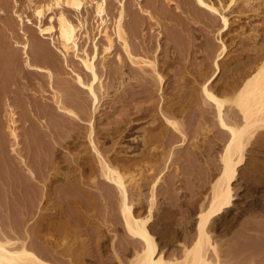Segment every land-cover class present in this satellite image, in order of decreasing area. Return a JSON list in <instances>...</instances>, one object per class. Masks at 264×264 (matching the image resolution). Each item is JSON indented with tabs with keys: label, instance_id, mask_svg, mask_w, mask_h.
Instances as JSON below:
<instances>
[{
	"label": "bare ground",
	"instance_id": "bare-ground-1",
	"mask_svg": "<svg viewBox=\"0 0 264 264\" xmlns=\"http://www.w3.org/2000/svg\"><path fill=\"white\" fill-rule=\"evenodd\" d=\"M250 1L252 0H194L196 7L200 11L210 17H216L220 22V28L217 31L216 37L218 52L213 62L216 70L202 82L199 91L204 98V102L213 108L215 123L217 128L224 132L226 141L218 156L220 170L218 176H214L215 179L210 184V188L208 189L209 195L205 201L207 202L206 205L203 207L199 206L203 205L202 203L198 204L197 206L199 207L197 210L195 212L191 211L194 213V217L190 219L188 212H184V216L182 217L188 220L183 219L186 222H182L183 225L179 229H175L168 235V242L170 244L176 243L174 245L177 247L176 250H169L170 252L168 250L166 252L164 250L165 247L161 249L162 247L159 246L158 242L160 241H157V236L154 234L155 221L152 217L156 207L157 188L166 172L164 171L165 166L160 172L156 171V168L151 164L149 166H141L137 169V176L134 174V167L131 169L132 163L136 160L135 158L122 160L120 156V158L113 157L109 152V156L103 155L100 151L101 148L97 147V142L95 143V129L93 127L92 116L87 118L89 120H87L88 136H86L88 138L87 146L90 149L89 152L92 153L94 163L90 161L89 158L91 157L87 158L83 155L85 152L80 154L81 151L79 150L80 152L74 154L76 152L74 151L69 161L71 164L75 163L74 166L76 165L80 168V172L73 169V171L79 173L78 176L72 173L73 176L65 178V175H62L65 178L62 180L59 177L57 179V175L56 178L55 176H51L52 178L48 177L47 174L51 170L52 174L59 173L60 171L58 172V169L62 164L59 163L60 160L58 162L51 161V158L47 160L40 154L42 152H38L39 150L37 152L35 151L37 148L40 149V145L44 146V148L41 147L42 149H45L46 145L43 144H49L51 146L55 142V137L52 136L53 134L50 135V131H55L54 126L57 124V122L55 123L57 116L63 117L69 124L77 125L83 122L79 113L83 115L89 113L87 111L88 109L85 110V105L88 106V104L82 105L80 103L81 101L79 103L77 102V104L75 103L80 111L77 110L79 113H76L77 111L75 112L74 108H71V105L69 106L70 108L68 107L69 101L66 103L61 93L59 95L55 90L53 92L55 76L51 71L52 68H48L53 65V60L50 57L51 51L48 49L49 47L44 46L45 42H48L50 47L63 57L65 66L70 71L78 90L80 89V91L82 90L88 95L93 112L97 110L100 98L98 97L97 90L103 89L102 82L106 68L104 62L107 56L113 51L121 50L132 67L138 66L137 68H148V70H151L157 78V88L161 95L165 80H163L162 74L159 72L160 69L158 71L156 63L157 51L160 50V47L156 45L152 58L149 54L136 56L133 53L128 34L131 33L134 36L137 34L139 21L135 15L130 13L131 11L129 13L127 12L125 0L117 1L118 6L116 14L113 16L112 29H109L107 25V21L110 19L106 8L107 0H43L35 4L32 9L33 16L38 21L35 26L37 30L36 37L29 39L27 36H24V41L21 43L15 42V45L10 46V48L2 41L0 36L1 59L6 64L4 65L9 72L6 78L8 82L14 83L19 78H22L23 73H26L25 75L29 74L27 75L29 77H43L46 79L52 92L50 102H47V104L40 102V104L37 103L33 107L17 99L14 107L21 106L23 111L21 119L17 118L14 107L8 99L4 100L0 106V131H7L8 136L11 138L10 151L13 153L15 164L20 170L19 172L14 169V162L10 161L8 140L4 133H1L0 171L4 175L9 171V174L13 173L14 176L6 181L5 189L10 201L5 198L3 205L6 214L3 216V220L0 221V264H86L83 261L84 253H90L99 248L101 235L97 225L91 227L90 232L85 230L86 227L84 226L83 231L85 230L87 234V238L84 241L81 238L82 235L79 237L77 225L90 216L87 213L83 214L81 208L83 206L86 208L93 206V202L95 203L97 199L103 201L104 208L106 209L104 220L108 223V226H111L113 230L120 229L122 231L121 236L116 240V245L120 251L117 253L113 249V242H111V254L114 261L112 259L108 260L107 258L106 264H264V232H261L264 231V226L259 225L262 227L260 229L263 230H255L257 234L252 233L258 227L256 224L253 225V227H256L251 229V233H247L248 226L243 227L242 234L235 243L229 241L231 244H226L228 242L226 238L225 240L221 239L222 237L218 238L219 233V235L217 234L218 236L215 234V229L219 224L227 223L223 222V220L225 221L223 218L225 214L235 206L234 201L236 198L234 190L237 188L233 190V187H235L233 182L236 180L237 168L243 163L246 149L249 146L252 147L251 144L262 145L261 147L264 146V136H261L264 135V57L262 55L260 56V58L263 57L260 62L258 60L260 58L257 59L259 63L257 61L254 63L257 65H255L256 68L253 71H250V73L244 72L239 78L236 76L234 82L231 80L234 77H232V74V78L228 77L231 80L229 81L232 82L229 85L231 89L228 91V96H225L227 93L225 90H223L226 92H224V97L218 96L211 88V84L219 72L217 61L222 59L227 51L222 34L227 31L230 25L228 16L232 12H236L238 15L244 13L249 8ZM257 1L255 0V2ZM87 6L93 8V16L97 22L98 38L101 39L100 44H98L99 41L95 36L93 38L90 37V30L87 27L86 19L79 18L81 17L82 10ZM138 8L140 12L146 15L148 14L150 19H153L148 11L141 6H138ZM70 12L76 14V22L69 19L68 13ZM127 15L130 18L126 24ZM44 16L47 17L46 24L42 22ZM17 17L21 21L20 16L17 15ZM28 23L30 22L28 21ZM157 35L159 36L160 32ZM81 38L82 42L80 43ZM115 41L118 43V46H115ZM16 49L20 50L19 56L17 55L18 50L16 51ZM68 55H71L73 62L75 61L78 64L77 68L76 66L68 67ZM99 55H101V60H99L100 64L98 65ZM116 61L118 62V71H115V69L114 72H117L119 75V79H117L118 76L115 74V78L117 76L116 79L119 80L117 81L118 83L116 82V86L120 88L124 81H127V83L129 81L131 82L132 77L122 70L124 65L119 55L116 56ZM234 64L231 65L233 66ZM240 67L238 71L241 68L242 70L245 68L243 66ZM224 68L223 66V72L226 73ZM248 68L250 70V67ZM229 69L231 70V68ZM238 71L236 70L237 73H239ZM230 72L232 73V71ZM111 74L113 75L112 71ZM222 79L225 80V78ZM71 89H68V91L71 92ZM64 91L66 92V90ZM8 92L5 89L4 96H8ZM68 95L66 94V96ZM71 96L69 95L68 97L72 98L73 96ZM165 99L160 97L156 106L157 115L159 114L158 116L162 118V124L164 122L163 126L166 125L170 127V130H174H171L172 136H176L178 133V135L183 137L184 133L179 130L178 121H174L173 118L171 120L169 116L165 115V112H171L172 108L180 100L175 101L176 105L173 104L174 106L171 107L170 102L172 100L167 106L168 99ZM70 102L76 101L72 99ZM33 110H35L36 115ZM90 114L93 115L94 113ZM33 115L35 116L33 117ZM85 117H83L84 120H86ZM18 121L22 125L28 122L24 131H35L36 133L33 134L32 132L31 137L28 136L31 140H28L29 138L27 137V139L25 138L27 140L25 142L29 141L28 146L34 148V155L32 153L31 160L35 161H33V164L36 163V171L38 173L34 172L32 168L33 164L31 166L27 164V161L18 148ZM132 127L133 125H130L124 130L126 132L123 133L122 138L127 135V131H130ZM153 128L152 130L155 129V131L158 129L157 127ZM59 129L57 130L62 131V134L64 131H70L68 124L63 125L60 123ZM161 130V132L164 131L163 129ZM65 132L64 134L69 133ZM164 132L161 136L155 134L156 132H154V135L161 138L164 136ZM255 134H259L257 135L259 139L263 138L257 142ZM58 141V145L62 141L63 144H67L65 137H61ZM147 141H144L145 146L148 145ZM151 145L153 144L151 143ZM154 147L150 148L152 150L146 149L147 151L140 156L141 159H151L150 157L155 155L153 153L155 152ZM107 149L111 150V148ZM108 154L106 153V155ZM63 160L67 161L65 158ZM124 163H130L126 164V169H124ZM85 170L88 171V176H84ZM157 172L159 173L157 174ZM45 179L47 180V184L44 183L46 181ZM39 181L44 182H42L41 192L38 190L37 194L36 188H39ZM55 183H59L62 187L58 191L59 193L53 192V187L51 189L52 185H56ZM83 185L91 186L95 190H89ZM44 188L46 189L44 190ZM144 190H147L146 192L148 194H145L143 192ZM53 197H55V200L53 199L52 201L51 199ZM42 205H45V207ZM253 206H256V208L259 207L260 212H257V215L253 216V220L250 223H263L264 201L254 203ZM141 209L144 210L143 216L142 212H140ZM247 237H254V240L257 238L260 240V243L255 241L254 243L257 244L253 245V242L251 243L246 240ZM161 238H165V236L162 237L161 235ZM90 245L93 249L88 251L87 249ZM121 254L123 256H130L126 259L125 257L122 258ZM63 257L66 258L64 259Z\"/></svg>",
	"mask_w": 264,
	"mask_h": 264
},
{
	"label": "rangeland",
	"instance_id": "rangeland-1",
	"mask_svg": "<svg viewBox=\"0 0 264 264\" xmlns=\"http://www.w3.org/2000/svg\"><path fill=\"white\" fill-rule=\"evenodd\" d=\"M41 1L43 0H0V36L2 41L5 42L8 47L15 45V42L21 43L24 41V36H27L29 39L36 37L37 30L35 26L38 21L35 16H33L32 9L35 4ZM117 1L118 0H107L106 8L110 17L107 21L109 29H112L113 16L116 14L118 6ZM250 2V6L246 10L247 12L245 11L246 13L244 12L238 15L236 12H232L229 14L230 25L227 31L222 34V38L227 46V51L226 55L217 61L219 69L218 76L216 75V79H214L211 84L212 91L221 97H224L225 91L227 92H225V96H228V91L231 89L229 85L234 82L236 76L239 78L244 72L250 73V71H253L256 68L255 65H257L254 63H256V61L259 63L264 57V0H258L257 2L254 0L255 4L253 0ZM125 6L127 12L129 13L131 11L130 13L135 15L139 21V28L135 36L128 31L133 53H135L136 56L149 54L152 58L156 45H159L160 47V50L157 51L156 63L158 71L160 69L159 72L162 74L163 80H165L161 95L157 88V78L153 75L154 73L151 72V70H148V68H137L138 66L132 67L121 50L113 51L107 56L104 62V66L106 67L105 76L103 75L104 80L102 82L104 90L101 89V91L96 88L97 94H99L98 97L100 98L97 110L93 112L88 95L82 90H78L70 71L65 66L63 57L50 47L48 42H45L44 46L47 48L49 47L48 49L51 51L50 57H52L51 60H53V65L48 67L53 69H51V71L55 76L53 92L55 90L56 93H61L63 100L66 103L69 101L68 107L71 105V108H74L75 112L77 110L79 111V108L75 103L77 104V102L79 103V101H81L80 103L82 105L88 104V106L85 105V110L88 109L87 111H89V113H86L85 111L86 115H83L79 113L80 111H77L76 113H79L83 120L82 123H78L77 125L69 124L65 121L66 119L57 116V120L55 121L57 124L54 126L55 131H50V135L53 134L52 136L55 137V142L51 146L49 144H43L46 145L45 149H42L41 147L44 148V146L40 145L41 151L39 148L35 149V151L37 152L39 150L38 152H42L40 154H42L47 160H49V158L54 162L60 160L59 163L62 165L59 164L61 166L58 169V172L60 171L61 173L52 174L51 170L49 171V174H47L48 177L55 176L56 178L57 175V179L59 177V179L62 180L70 178L73 174L78 176L79 173L77 172H80V168L76 165L74 166L75 163L71 164L69 159L70 157L72 158V153L74 151H76L74 154L81 151L80 154L85 152L83 155L87 158L91 157L89 159L94 163L92 153L89 152L90 149H88L89 147L87 146V120H89L87 118L92 116L93 127L95 129V143L97 142V147L101 148L100 151L103 155L105 154V156H109L110 154L113 157H121L122 160L135 158V162L131 165V169L134 167L133 170L135 175H137V169L141 166L144 167L151 164L156 168V171L159 172L165 166L164 171L166 172L157 188L156 207L152 217L155 221L154 234L157 236V241H160L158 242L159 246L162 247L161 249L165 247L166 249L164 248V250L170 252L169 250H176L177 247L174 245L176 243L170 244L168 242V235L175 229H179L183 225L182 222L188 220L185 217H182L184 216V212H188L190 219L194 217L193 212H195L199 206L204 207L206 205L207 202L205 201L209 195L208 189L210 188L212 180L215 179L214 176H218L220 170L218 156L226 141V136L223 131H220L217 128L213 108L204 102V98L199 91L202 82L210 77V75L216 70L213 62L218 52L216 37L217 31L220 28V22L216 17H210L200 11L196 7L194 0H125ZM138 6H141L148 11L153 19H150L148 14L146 15L145 13L140 12ZM68 14L69 19L76 22V14H74V12ZM17 15L20 16L21 21L18 20ZM93 15V8L87 6L82 10L81 17L79 18L86 19L87 27L90 30V37L93 38L95 36L99 41L98 44H100L101 39L98 38V30L96 27L97 22ZM129 18L130 16L127 15L126 24ZM28 21L30 23H28ZM42 22L43 24L47 23L46 16L42 18ZM158 32H160L159 36L157 35ZM81 42L82 38L80 40V43ZM115 46H118L116 41ZM16 51L19 56L20 50L16 49ZM117 55H119L122 64L124 65L122 70L132 77L131 82L129 81V83H127V81H124L120 88L116 86V82L119 81L117 80L119 79V75L117 72H114L115 69V71H118V62L116 61ZM261 55L263 56L262 58H260ZM100 56L101 55H99L97 61L98 65L100 64L99 60H101ZM1 57L0 52V106L6 99L10 101V104L13 107L15 106V103H17V99L26 103L30 107L36 106L37 103L40 104V102H43L44 104L50 102L52 92L46 79L43 77H29L27 76L29 74L25 75L26 73H23L22 78H19L14 83H9L6 79L9 72ZM235 62H240V64H238L239 66L237 63L234 64ZM67 63L69 64L68 67L76 66L77 68L78 66L75 61L73 62L71 55L67 56ZM242 63L245 64L242 65L245 67L243 68L244 71L241 68ZM231 64L234 65L232 66ZM235 65L236 67H234ZM223 66L225 67L224 71H226V73L223 72ZM227 66L231 68V70ZM239 67L241 68L240 71H238ZM248 67H250V70ZM246 68L248 69L246 70ZM236 70L239 73H237ZM111 71L113 75L111 74ZM230 71H232V73ZM115 74L118 76V78L116 76L117 79L115 78ZM231 74L232 77L234 76L233 78L231 77ZM228 77L232 78L231 80L233 81L230 82L231 80ZM222 78H225V80ZM226 78H228V80H226ZM67 88L71 89V92H69ZM5 89L9 91L8 96H4ZM73 89L76 90V93L73 92ZM64 90H66V92ZM68 92L70 96H73H71L72 98L68 97ZM73 93L75 94L73 95ZM66 94L68 96H66ZM160 97L168 99V102L166 103L167 106L172 100L170 102L171 107L174 106L173 104L176 105V102L180 100V103L177 102L178 104L175 106L177 108L173 107L172 110L174 111H167L165 112V115L169 116L171 120L174 119V121H178L179 130L184 133L183 137L178 135V133L176 136H172V129L170 130V127L166 125L163 126L164 122L162 124V118H160V116H158L159 114L157 115L158 112H156V106ZM68 98L70 100L75 99L76 102L71 103ZM14 110L17 118L21 119L23 115L21 106L14 107ZM33 111L36 115L35 110ZM90 113L94 114L91 115ZM35 115H33V117ZM83 117H85L86 120H84ZM180 121L182 122V125L180 124ZM18 123V148L27 161V164L31 166L34 161L31 160V156L34 155V148L28 146L29 141L25 142L27 141L25 138L27 139L28 136L31 137L33 131H24L28 122L23 125L19 121ZM60 123L63 125L68 124L70 131H64L65 133L69 132L67 133L68 136H66L67 134H64V132L62 134V131H58L60 130ZM130 125H133V127L130 131H127V135L122 138L123 133L126 132L124 130ZM153 127H157V131H155ZM152 128L154 130H152ZM148 129L151 130L149 131ZM161 129L165 131H163L165 134L160 138L158 136H161L163 133L161 132ZM154 132H156L155 134L158 136L154 135ZM1 133H4L8 140L10 161L14 162V169L20 172L15 164L13 153L10 151L11 138L8 136L7 131H0V135ZM146 133L147 135H145ZM33 134H36L35 131ZM151 134L153 135L151 136ZM255 135L257 136L259 134ZM154 136L158 138L155 139L156 137L154 138ZM256 136L255 138L257 139V142L263 138L259 139V136ZM61 137H65L67 144H63L62 141V143L58 145V140L61 139ZM150 137H153V139L151 140ZM28 140L31 139L29 138ZM144 141L148 142L147 146L144 145ZM151 143L153 145H151ZM177 144L180 145L178 146ZM150 145L151 147H149ZM251 145L252 147L249 146L246 149L242 165L236 170L237 176L236 180L233 182V185H235L233 190L234 188H237L234 190L236 198L234 201L235 206L231 208L228 212L229 214H225L223 217L225 221L222 218L223 222L227 223L222 222L223 224H219V228L217 227V230L215 229L216 236L220 234L218 238L222 237L221 239L225 240L226 238V240H228V242L226 241V244H229L230 242L235 243L242 234L243 227H249H247V233H251V229H254L256 226L258 227L254 229L252 233L257 234L255 230H263L260 228H262L261 226H264V222H251L253 223L251 224L250 221L253 220V216L257 215V212H260L259 207L256 208L253 204L264 201V146L261 147L262 145L256 144V147L255 144ZM73 146L74 148H72ZM152 147L155 148V152H153L155 155L150 157L151 159H141L140 156L147 150H152L150 149ZM107 148H111V150ZM103 149L104 151H102ZM106 153L108 155H106ZM167 155L172 158L170 159L169 156L166 157ZM64 158L67 161H64ZM167 158H169V160H167ZM137 161H139V163L136 164ZM69 164L70 166H73L70 167ZM124 164V169H126V164L130 163ZM32 168L36 173V163L32 165ZM73 169L77 172L73 171ZM159 172H157V174ZM3 175L4 174L0 171V221L3 220V216L6 214L3 205L5 203V198L10 201L5 189L7 184L6 181L14 176L13 173L9 174V171L6 172L4 176ZM62 175H65V178ZM84 176H88L87 170L84 171ZM44 181H39V188H36L37 194L38 190L41 192L42 182ZM46 182L47 180L44 183L47 184ZM83 186L89 190H95L91 186ZM52 187L55 190L52 191L57 193H59L58 191L62 188L59 183L52 185L51 189ZM46 188H44V190ZM146 191L147 190H144L143 192L148 194ZM57 193L54 194L58 195ZM53 199L55 200V197L51 200L53 201ZM200 203L203 205L197 206ZM43 207H45V205ZM81 210L83 214L87 213L90 216L85 219L86 221H82L83 224L80 222L77 225L79 229V237L82 235L81 238L85 241L87 238L85 230L90 232V228L95 225L98 226L101 235L99 248L90 253H84V263L106 264L107 258L108 260L112 259V261H114L111 254V242H113V249L119 253L120 250L116 245V240L121 236L122 231L120 229L113 230L111 226H108V223L105 222L104 216L106 209L104 208L103 201L97 199L95 203L93 202V206H89L88 208L83 206ZM140 212H142L143 216L144 210L141 209ZM191 214L192 216H190ZM183 219L185 220L183 221ZM254 224H256L255 227H253ZM79 226L81 227L79 228ZM223 227L226 229H222ZM84 228L85 230L83 231ZM223 233L225 234L224 236ZM159 234H161L162 237L165 236V238H161V235ZM256 239L254 240V237L246 238L248 242H253V245L260 243V240ZM255 241L258 242L254 243ZM91 245L89 246L90 248L88 247V251L93 249ZM121 256L122 258L125 257L128 259L130 255L123 256L121 254ZM63 258L65 259L66 257Z\"/></svg>",
	"mask_w": 264,
	"mask_h": 264
}]
</instances>
